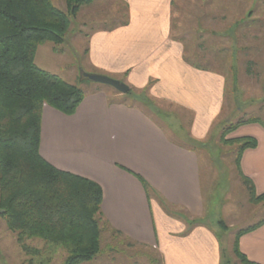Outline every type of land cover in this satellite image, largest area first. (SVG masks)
<instances>
[{
	"label": "crops",
	"instance_id": "0c3cea01",
	"mask_svg": "<svg viewBox=\"0 0 264 264\" xmlns=\"http://www.w3.org/2000/svg\"><path fill=\"white\" fill-rule=\"evenodd\" d=\"M122 1L128 6V23L90 36L91 67L124 78L121 82L130 89L149 86L159 103L194 114L189 137L202 143L223 114L225 77L198 70L184 58V43L172 34L177 0ZM123 95L96 86L85 92L73 116L45 106L42 156L63 172L98 183L110 227L133 243L155 249L164 264H226L221 234L205 220L198 153L173 140L153 115ZM251 125L261 127L254 136L258 145L243 153L240 167L260 195L264 128ZM238 241L252 263L264 264V224Z\"/></svg>",
	"mask_w": 264,
	"mask_h": 264
},
{
	"label": "rangeland",
	"instance_id": "374dc122",
	"mask_svg": "<svg viewBox=\"0 0 264 264\" xmlns=\"http://www.w3.org/2000/svg\"><path fill=\"white\" fill-rule=\"evenodd\" d=\"M57 4L65 7L64 2ZM172 9V34L183 41L184 58L226 79L223 114L208 138L197 143L188 132L194 114L159 103L145 89H131V95L122 94L121 98L149 112L173 140L198 153L205 220L221 234L225 263L241 264L233 254L236 233L264 219V203L251 204L239 179L236 153L240 143L236 141L254 137L261 127L246 124L229 135L224 130L240 120L259 118L264 122V0H177ZM127 10L122 0H94L73 20L67 39L56 48L57 52L51 43L41 46L35 64L85 92L97 86L121 94L112 87L90 82L82 74L107 76L90 65L89 38L96 31L125 22ZM153 110L162 113L157 116ZM223 136L226 143H222ZM220 221L226 230L218 224ZM101 229V254L86 264H149L148 257L154 254L151 250L138 244L130 246L133 242L115 234L116 230L106 222L101 223ZM14 237L0 219V264H25L27 258ZM34 246L41 248L42 244L36 242ZM64 259L65 254L59 253L53 264H63Z\"/></svg>",
	"mask_w": 264,
	"mask_h": 264
},
{
	"label": "trees",
	"instance_id": "16d2710c",
	"mask_svg": "<svg viewBox=\"0 0 264 264\" xmlns=\"http://www.w3.org/2000/svg\"><path fill=\"white\" fill-rule=\"evenodd\" d=\"M59 1L65 3L64 8L58 6ZM93 2L0 0V219L15 236L27 258L25 264H53L59 253L65 254L63 264H86L102 251L101 223L107 221L101 210L103 189L90 179L56 168L39 150L44 107L73 116L85 92L35 64L38 49L51 43L57 52L73 20ZM246 124L264 128L262 120L252 118L231 124L224 133L229 135ZM256 141L250 136L236 141L240 143L236 153L239 179L255 205L264 203V193H256L254 183L240 166L243 153L256 148ZM218 224L226 230L222 221ZM263 224L264 219L236 233L233 254L241 264L257 263L241 253L238 240ZM115 234L122 236L119 231ZM220 240L222 243V237ZM36 242L42 247H35ZM143 247L154 253L148 257L149 264H164L159 252Z\"/></svg>",
	"mask_w": 264,
	"mask_h": 264
},
{
	"label": "water",
	"instance_id": "95a60500",
	"mask_svg": "<svg viewBox=\"0 0 264 264\" xmlns=\"http://www.w3.org/2000/svg\"><path fill=\"white\" fill-rule=\"evenodd\" d=\"M82 75H83V78L85 77V79L89 80L90 82L112 87L117 92L124 94V95L128 94L131 90L130 87L126 85L125 83L123 82L121 83V81H117L107 76L95 75V74H82Z\"/></svg>",
	"mask_w": 264,
	"mask_h": 264
}]
</instances>
